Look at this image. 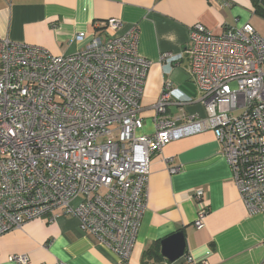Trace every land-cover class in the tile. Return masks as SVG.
Segmentation results:
<instances>
[{"label":"built area","instance_id":"2783aa9c","mask_svg":"<svg viewBox=\"0 0 264 264\" xmlns=\"http://www.w3.org/2000/svg\"><path fill=\"white\" fill-rule=\"evenodd\" d=\"M94 24L91 40L69 55L0 37V235L37 217L54 219L60 210L76 216L120 264H130L153 154L207 129L250 212L264 214V35L250 22L219 34L195 24L184 52L160 59H189L206 116L184 113L183 123L171 116L173 83L167 80L154 106L155 131L145 134L141 100L152 62L139 54L138 26L118 33L123 23L117 18ZM87 37L80 31L75 40ZM165 161L170 165L174 157ZM194 199L200 229L209 212L205 190L196 188ZM9 260L27 264L30 258ZM186 261L210 264L191 255Z\"/></svg>","mask_w":264,"mask_h":264},{"label":"crops","instance_id":"0c3cea01","mask_svg":"<svg viewBox=\"0 0 264 264\" xmlns=\"http://www.w3.org/2000/svg\"><path fill=\"white\" fill-rule=\"evenodd\" d=\"M109 18L122 21L118 33L138 26L139 54L152 62L141 100L140 130L151 134L154 106L167 80L173 83L171 116L179 117V123L184 113L206 116L189 59L169 62L161 55L182 54L197 23L219 34L227 26L250 22L264 35L255 23L264 21V0H0V37L43 47L56 56L69 55L91 40L98 30L94 22ZM80 31L88 35L83 42L75 40ZM168 157H174L170 165ZM173 166H179V172L172 173ZM199 187L205 190L209 209L200 229L194 224L200 207L194 190ZM147 189V209L130 264H195L186 261L188 255L197 263L264 264V214L250 212L243 201L212 129L173 139L154 153ZM56 214L54 219L45 215L28 220L0 235V264H18L9 260L13 254H27V264H120L114 251L81 229L76 216L60 210ZM180 230L186 253L170 261L161 252V240ZM151 247L156 250L145 263L143 254Z\"/></svg>","mask_w":264,"mask_h":264},{"label":"water","instance_id":"95a60500","mask_svg":"<svg viewBox=\"0 0 264 264\" xmlns=\"http://www.w3.org/2000/svg\"><path fill=\"white\" fill-rule=\"evenodd\" d=\"M187 242L185 233L180 230L161 240V252L170 261H175L186 253Z\"/></svg>","mask_w":264,"mask_h":264},{"label":"trees","instance_id":"16d2710c","mask_svg":"<svg viewBox=\"0 0 264 264\" xmlns=\"http://www.w3.org/2000/svg\"><path fill=\"white\" fill-rule=\"evenodd\" d=\"M158 243H156L154 246L156 247V249L158 248ZM154 247H151L149 249H147L144 254H143V261L145 263H148V260L153 256L152 254L154 253V250H156Z\"/></svg>","mask_w":264,"mask_h":264},{"label":"rangeland","instance_id":"374dc122","mask_svg":"<svg viewBox=\"0 0 264 264\" xmlns=\"http://www.w3.org/2000/svg\"><path fill=\"white\" fill-rule=\"evenodd\" d=\"M255 23H257V26L259 25V29L261 30V33L264 34V21L263 20H259V21L257 20Z\"/></svg>","mask_w":264,"mask_h":264}]
</instances>
